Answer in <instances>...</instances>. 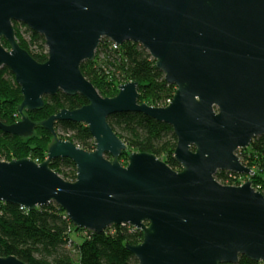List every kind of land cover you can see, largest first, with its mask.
<instances>
[{"label": "water", "instance_id": "obj_1", "mask_svg": "<svg viewBox=\"0 0 264 264\" xmlns=\"http://www.w3.org/2000/svg\"><path fill=\"white\" fill-rule=\"evenodd\" d=\"M14 23L45 39V63L21 48ZM103 40L143 47L177 88L171 102L140 104L132 82L103 98L82 72ZM3 68L21 88V114L59 92L88 104L40 124L55 139L43 163L0 159V203L28 211L55 203L76 228L97 234L129 225L143 233L127 246L138 264H237L242 256L264 263V194L251 180L226 186L216 178L255 175L238 154L264 137V0H0ZM128 112L173 128L180 170L149 153L119 162L128 147L108 119ZM63 121L85 124L96 150L58 139ZM36 128L25 116L0 122L21 138ZM59 159L75 163V181L52 170ZM0 264L25 263L10 256Z\"/></svg>", "mask_w": 264, "mask_h": 264}, {"label": "trees", "instance_id": "obj_2", "mask_svg": "<svg viewBox=\"0 0 264 264\" xmlns=\"http://www.w3.org/2000/svg\"><path fill=\"white\" fill-rule=\"evenodd\" d=\"M14 28L21 48L37 62L45 63L48 60L45 39L26 26L14 23ZM3 44L9 48L6 41ZM82 72L103 98L116 97L121 85L132 82L138 84L140 104L159 108L167 106L177 90L165 81L164 74L157 69L149 53L132 42L114 49L111 41L103 40L96 59L84 62ZM44 100L42 109L21 114V88L8 68L0 70V122L13 125L26 116L37 124L30 138L13 136L0 130L1 160L30 158L43 163L54 138L40 124L62 110L74 111L88 104L82 96L71 97L62 92ZM108 122L128 147L119 158L121 164H128L131 153H149L174 170H180L174 158L177 137L170 125L139 112L115 114ZM55 128L85 151L96 150V142L85 124L63 121L57 122ZM238 155L255 175L219 172L217 180L231 186L251 180L253 187L264 194V137L256 138L249 148ZM51 168L67 181L76 180V165L69 159L55 160ZM242 176L246 178L244 182ZM142 240L143 233L129 225L112 226L103 234L76 228L55 203L33 211L0 203V257L14 256L25 264H138L127 246L139 245ZM237 264L264 263L242 256Z\"/></svg>", "mask_w": 264, "mask_h": 264}, {"label": "rangeland", "instance_id": "obj_3", "mask_svg": "<svg viewBox=\"0 0 264 264\" xmlns=\"http://www.w3.org/2000/svg\"><path fill=\"white\" fill-rule=\"evenodd\" d=\"M96 56H97V53H96ZM95 59H96V57H95ZM59 138L61 139V140H64V141H66L68 138L66 137V135H64V134H62V133H59ZM69 141V140H68ZM241 158V157H240ZM129 162V161H128ZM123 165V164H122ZM128 165V164H127ZM127 165H123V166H127ZM248 177V176H247ZM244 178V176H242V178H241V180L244 182L245 180H246V178L245 179H243ZM221 184H223L222 182H220ZM223 185H226V186H231V185H227V184H223Z\"/></svg>", "mask_w": 264, "mask_h": 264}, {"label": "built area", "instance_id": "obj_4", "mask_svg": "<svg viewBox=\"0 0 264 264\" xmlns=\"http://www.w3.org/2000/svg\"><path fill=\"white\" fill-rule=\"evenodd\" d=\"M118 47H119V46H118L117 44H114V43H113V48H114V49H117ZM167 105H168V104H167ZM35 162L38 163V164H41L39 161H35ZM241 185H242V184H241ZM239 186H240V185H239Z\"/></svg>", "mask_w": 264, "mask_h": 264}, {"label": "flooded vegetation", "instance_id": "obj_5", "mask_svg": "<svg viewBox=\"0 0 264 264\" xmlns=\"http://www.w3.org/2000/svg\"><path fill=\"white\" fill-rule=\"evenodd\" d=\"M170 102H171V101H170ZM170 102H169V103H170ZM169 103H168V104H169ZM24 114L26 115V112H25ZM24 114H23V115H24ZM25 117H26V116H25ZM59 133H60V132H58V139H60V138H59ZM60 140H61V139H60ZM62 141H64V140H62ZM54 142H55V139H54ZM66 142H68V140H66ZM77 146H78V145H77ZM78 147L81 148L80 146H78ZM46 159H47V158H46Z\"/></svg>", "mask_w": 264, "mask_h": 264}]
</instances>
